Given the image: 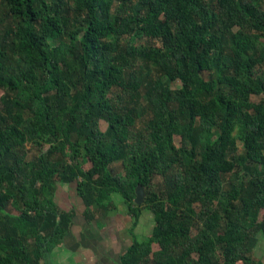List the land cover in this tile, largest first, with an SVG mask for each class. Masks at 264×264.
<instances>
[{
	"label": "trees",
	"instance_id": "1",
	"mask_svg": "<svg viewBox=\"0 0 264 264\" xmlns=\"http://www.w3.org/2000/svg\"><path fill=\"white\" fill-rule=\"evenodd\" d=\"M263 38L264 0H0V264L47 263L74 183L154 213L121 264H262Z\"/></svg>",
	"mask_w": 264,
	"mask_h": 264
},
{
	"label": "crops",
	"instance_id": "2",
	"mask_svg": "<svg viewBox=\"0 0 264 264\" xmlns=\"http://www.w3.org/2000/svg\"><path fill=\"white\" fill-rule=\"evenodd\" d=\"M111 169L121 175L122 163H114ZM54 200L71 216L72 222L69 232L52 249L46 264H121L129 248L135 242L150 238L156 227V217L151 210L143 208L135 216L118 194L112 195L106 210L95 209L93 217H86V206L75 183L59 185ZM158 249L154 244L153 250Z\"/></svg>",
	"mask_w": 264,
	"mask_h": 264
},
{
	"label": "rangeland",
	"instance_id": "3",
	"mask_svg": "<svg viewBox=\"0 0 264 264\" xmlns=\"http://www.w3.org/2000/svg\"><path fill=\"white\" fill-rule=\"evenodd\" d=\"M136 41L140 44H143L145 42L144 38H142L141 36L137 37ZM262 41L264 42V38L262 39ZM262 42V43H263ZM205 76L209 79L211 77L210 75V72L206 71L205 72ZM182 84L180 82H175L174 83V86L175 87H180ZM3 94V91H0V96ZM264 99V93L263 94H259V95H254L252 97V100L254 102H260ZM100 129L102 131H106L107 129V123L104 122V121H101L100 123ZM175 141L178 145H181L182 144V137L180 135H177L175 136ZM242 146V145H241ZM30 147V146H29ZM35 154H37V152L35 150H31L30 152V156H29V159H31ZM90 167V164H86L85 165V168L88 169ZM117 169L120 168V164H118L117 166ZM123 170V169H122ZM121 170V171H122ZM119 171V174L123 175L124 174V171ZM121 172V173H120ZM11 212H13L14 214H18L16 211H14L12 208H10ZM261 220H264V212L261 213ZM259 238H260V242L257 246V248L255 249V252H254V257L257 261H260L262 262V264H264V233H261L259 235ZM242 264V263H240Z\"/></svg>",
	"mask_w": 264,
	"mask_h": 264
},
{
	"label": "water",
	"instance_id": "4",
	"mask_svg": "<svg viewBox=\"0 0 264 264\" xmlns=\"http://www.w3.org/2000/svg\"><path fill=\"white\" fill-rule=\"evenodd\" d=\"M146 193L144 191V188L141 186H138L136 188V198H135V204L138 206H142L145 202Z\"/></svg>",
	"mask_w": 264,
	"mask_h": 264
}]
</instances>
